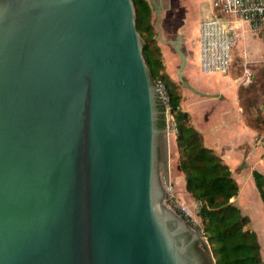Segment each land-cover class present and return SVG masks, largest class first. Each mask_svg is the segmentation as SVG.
Masks as SVG:
<instances>
[{
  "label": "water",
  "instance_id": "95a60500",
  "mask_svg": "<svg viewBox=\"0 0 264 264\" xmlns=\"http://www.w3.org/2000/svg\"><path fill=\"white\" fill-rule=\"evenodd\" d=\"M155 38L185 73L184 35ZM133 0H0V264H215L165 202L170 134ZM243 166H247L243 164Z\"/></svg>",
  "mask_w": 264,
  "mask_h": 264
},
{
  "label": "crops",
  "instance_id": "0c3cea01",
  "mask_svg": "<svg viewBox=\"0 0 264 264\" xmlns=\"http://www.w3.org/2000/svg\"><path fill=\"white\" fill-rule=\"evenodd\" d=\"M157 1L163 4L160 27L164 38H176L178 33L184 35L183 49L188 54L185 73L190 82L205 93H218L221 96L195 95V98L191 91L183 88L181 108L190 114V122L202 134L204 144L229 165L238 181L240 190L232 201L250 217L248 226L258 235L264 264V203L253 176L255 170L264 175V132L250 123L241 94L243 86L256 81V75L248 80L235 73L234 69L227 73H205L201 70L200 25L214 13L212 0ZM153 18L154 14L152 20ZM242 30L244 37L239 56L248 57L251 63L258 66L262 61L258 60V50H251V44L255 43L259 35L247 24L243 25ZM163 52L165 56L170 57L172 50L163 48ZM258 96L262 102L260 106L264 107V91L260 90ZM171 137L165 142L160 160L161 175L175 181L181 195L192 198L186 189L184 173L180 166L176 135ZM242 168L243 170H240Z\"/></svg>",
  "mask_w": 264,
  "mask_h": 264
},
{
  "label": "trees",
  "instance_id": "16d2710c",
  "mask_svg": "<svg viewBox=\"0 0 264 264\" xmlns=\"http://www.w3.org/2000/svg\"><path fill=\"white\" fill-rule=\"evenodd\" d=\"M136 26L143 39V55L153 79H163L176 111L177 146L186 189L200 204L202 230L216 264H263L258 235L248 227L250 217L232 201L239 184L229 165L204 144L202 134L191 124L190 114L181 109L179 83L164 73L162 45L155 38L153 11L148 0H133ZM264 111V107L260 106ZM262 126H258V125ZM255 125L264 131V118ZM264 203V175L253 171Z\"/></svg>",
  "mask_w": 264,
  "mask_h": 264
},
{
  "label": "built area",
  "instance_id": "2783aa9c",
  "mask_svg": "<svg viewBox=\"0 0 264 264\" xmlns=\"http://www.w3.org/2000/svg\"><path fill=\"white\" fill-rule=\"evenodd\" d=\"M212 2L213 15L204 19L200 25V68L205 73H227L234 60V49L244 37L243 25L247 24L258 35L264 33V0H212ZM155 84L165 110L166 128L170 136L174 135L177 132L176 111L168 86L160 78L155 79ZM167 205L170 206L168 203ZM170 207L189 222V217L187 218L180 205Z\"/></svg>",
  "mask_w": 264,
  "mask_h": 264
},
{
  "label": "rangeland",
  "instance_id": "374dc122",
  "mask_svg": "<svg viewBox=\"0 0 264 264\" xmlns=\"http://www.w3.org/2000/svg\"><path fill=\"white\" fill-rule=\"evenodd\" d=\"M160 44L163 45L162 51H163V48L168 49V51L172 50L170 57H168L167 55L165 56V53L163 52V60L165 62V69L163 70V72L167 73L171 79L179 83L180 85L179 92L182 94V90L184 91L185 88L183 89V86L178 81V78L176 75L177 70L181 64L179 55L174 51V49L170 45H166L162 43ZM242 45H243V41L241 39V41L238 44V47L236 46L234 49V60H233V63L231 65L229 72H232L234 69L235 73H237L239 76H242V77L244 76V78L248 80L252 79V76L254 74L256 75V81L251 83L248 86H243L241 90L242 102L244 104L245 110L248 113L247 116L250 119V123L255 126V125H258V123H261L262 119L264 118V111L260 108V105L262 104V102H260L259 100L260 98L258 96L260 93V90L264 91V35H259L255 39V43L251 44V50L253 51L258 50V54H257L258 60L262 61L258 64V66L255 65L254 63H251L248 57H246L245 55H244L245 57L239 56V51ZM191 94L192 96L197 98L195 94L193 93ZM258 126H262V125L260 124ZM174 135H177V132ZM171 138H173V135ZM178 155H179V151H178ZM240 170H243V168ZM162 179H163L164 185L168 188L167 197L165 199V202L168 203L172 207H176L180 205L182 209H184L185 213L187 214V218L189 217L188 218L189 223L193 224V228L196 229L203 236V238L207 241V237L205 236L204 231L202 230L201 220L199 217V208H200L199 202L191 197L189 198V197H185L184 195H181L179 192V189L177 188L175 184V181H173L172 179H169L165 176H162ZM182 209L180 208L181 211H183ZM208 247L210 249L213 261L215 263L216 260H215V257L213 255L210 245Z\"/></svg>",
  "mask_w": 264,
  "mask_h": 264
},
{
  "label": "flooded vegetation",
  "instance_id": "af4514ba",
  "mask_svg": "<svg viewBox=\"0 0 264 264\" xmlns=\"http://www.w3.org/2000/svg\"><path fill=\"white\" fill-rule=\"evenodd\" d=\"M167 2H168V0H167ZM166 3V2H165ZM162 6H163V4H161ZM165 5V4H164Z\"/></svg>",
  "mask_w": 264,
  "mask_h": 264
}]
</instances>
